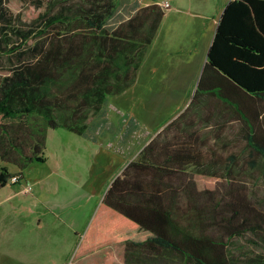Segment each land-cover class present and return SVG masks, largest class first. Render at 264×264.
Returning <instances> with one entry per match:
<instances>
[{"label":"trees","instance_id":"1","mask_svg":"<svg viewBox=\"0 0 264 264\" xmlns=\"http://www.w3.org/2000/svg\"><path fill=\"white\" fill-rule=\"evenodd\" d=\"M8 1L0 0V115L5 120L0 123V189L13 176L22 179L30 164L47 160L49 129L83 135L107 96L133 82L164 13L153 4L109 28L116 0H52L30 21L11 11ZM256 3L264 0L228 6L207 65L231 84V95L222 96V149L230 153L133 161L107 193L76 264H106L91 257L105 243L123 249L125 264H264V252L238 243L253 232L264 247V209L248 184L238 180L237 154L231 153L234 139L242 135L259 158L252 166L264 177V12ZM236 4L254 5V24L247 25L252 30L234 28ZM235 122L238 133L227 138ZM222 156H229L230 177L215 169ZM196 173L227 184L200 189Z\"/></svg>","mask_w":264,"mask_h":264},{"label":"rangeland","instance_id":"2","mask_svg":"<svg viewBox=\"0 0 264 264\" xmlns=\"http://www.w3.org/2000/svg\"><path fill=\"white\" fill-rule=\"evenodd\" d=\"M44 5L37 7L32 2L24 0H9L7 6L14 13H21L22 18L30 21L41 12L47 10L52 0H42ZM148 0H116L115 14L109 19L108 27L114 28L122 19L130 16L135 8L147 3ZM184 99L179 97H145L136 94L131 87L122 95L110 94L103 104V110L115 122H133L134 117L149 128L160 120H166L184 107ZM100 113V112H99ZM98 113V114H99ZM95 115L94 121L99 115ZM5 121L0 115V123ZM228 129L227 138L235 137L239 124L233 123ZM90 125L88 133L80 135L66 128H51L47 142V163L34 162L24 169L25 176L20 183H8L0 190V200L5 206L0 207V236L10 245L11 256H5V250L0 249V264H76L81 257L78 249L82 243H77V232L94 215V207L99 201L97 192L105 187L114 172L124 162L128 154L114 137L100 135V128ZM231 153L237 158L233 163V171L241 175L238 180L248 184V189L264 209V177L259 168L252 166L258 155L250 153V147L242 135L234 139ZM102 149L101 152H97ZM96 150V151H95ZM224 155L230 151L222 149ZM50 161V162H49ZM229 156H222L216 166L219 175L228 176L226 164ZM17 168L11 165L13 169ZM42 180L37 182V174ZM198 187L214 188L219 183L227 184L221 177L206 174L194 175ZM231 184H236L233 181ZM31 186L27 193L23 188ZM85 185V186H84ZM89 191H93L89 195ZM53 196L60 198L63 207L53 205ZM73 196V200H71ZM67 200V204L65 203ZM2 202V203H3ZM5 214L3 218L2 214ZM25 223L27 226H25ZM21 226V228H20ZM20 228V229H19ZM223 234V233H222ZM0 239V240H1ZM253 232L238 238V243L247 250L264 252L263 241ZM98 253L91 257L102 258L106 264H125L123 249L112 243L97 246ZM94 258V259H95ZM92 261V260H89ZM175 264H181L175 262Z\"/></svg>","mask_w":264,"mask_h":264},{"label":"crops","instance_id":"3","mask_svg":"<svg viewBox=\"0 0 264 264\" xmlns=\"http://www.w3.org/2000/svg\"><path fill=\"white\" fill-rule=\"evenodd\" d=\"M234 1L236 0H148L116 25L128 20L143 7L160 5L164 12L163 17L147 47L145 57L136 70L133 82L117 95H122L132 87L140 96L185 98L184 107L166 120H160L145 129V123L135 117L133 122L111 120L103 110L104 105L102 106L99 117L89 123L85 133H88L90 125L93 126L91 134L94 129L100 128V135L107 133L106 137L110 135L114 137L123 147L124 154L128 156L105 187L97 192L100 197L94 207V215L76 230L78 237L76 243L85 238L95 218L103 209L105 197L114 181L119 177H125V170L140 156L222 155V111L225 105L222 96L231 95L227 89L231 84L219 71L207 68V65L223 16ZM165 3L169 5L166 6ZM256 4L264 12V4ZM254 8L251 4H236L232 8V15L234 14L232 23L236 30L244 32L252 30V26L249 28L247 25L254 24L250 18V14L255 12ZM101 150L98 149L97 152ZM45 152L47 155V150ZM47 162L48 156L45 163ZM17 169L14 167L11 170L16 172ZM23 174L26 177L25 173ZM36 174L35 180L41 181L38 176L42 174ZM26 188L27 186L23 190L27 193ZM92 194L93 191H89V195ZM70 198L73 200V196ZM5 199L0 200V207L5 206L3 202ZM52 201L55 208H64L59 197L53 196ZM67 202L65 200L66 204ZM5 215L6 213L2 214L3 218ZM10 248L6 240H0V249L5 250L3 253L5 256L12 255Z\"/></svg>","mask_w":264,"mask_h":264},{"label":"built area","instance_id":"4","mask_svg":"<svg viewBox=\"0 0 264 264\" xmlns=\"http://www.w3.org/2000/svg\"><path fill=\"white\" fill-rule=\"evenodd\" d=\"M165 5L168 6L169 3H165ZM20 179H21V178H20L18 175H16V176H13V177H12L11 182H12V183H17V182L20 181ZM31 188H32V187L29 185L26 189L29 191V190H31Z\"/></svg>","mask_w":264,"mask_h":264}]
</instances>
